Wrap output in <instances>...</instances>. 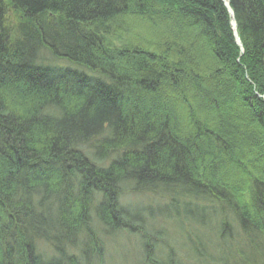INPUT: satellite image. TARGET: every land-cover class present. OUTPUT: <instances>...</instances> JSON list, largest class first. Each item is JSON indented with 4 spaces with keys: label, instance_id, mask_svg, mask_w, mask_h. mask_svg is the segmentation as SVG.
Instances as JSON below:
<instances>
[{
    "label": "trees",
    "instance_id": "obj_1",
    "mask_svg": "<svg viewBox=\"0 0 264 264\" xmlns=\"http://www.w3.org/2000/svg\"><path fill=\"white\" fill-rule=\"evenodd\" d=\"M228 4L241 54L224 0H0V264H93L90 207L126 225L124 177L229 214L220 228L262 235L243 264H264V0ZM157 10L187 44L153 22L154 44L122 46L125 19Z\"/></svg>",
    "mask_w": 264,
    "mask_h": 264
},
{
    "label": "rangeland",
    "instance_id": "obj_2",
    "mask_svg": "<svg viewBox=\"0 0 264 264\" xmlns=\"http://www.w3.org/2000/svg\"><path fill=\"white\" fill-rule=\"evenodd\" d=\"M224 2L230 15L233 16L228 0H224ZM160 8L164 10L168 7L165 3H160L157 9ZM166 14L170 15L169 13ZM9 15L11 20L8 19V22L12 21L11 23L14 24L15 20L13 18H15V15L12 12ZM149 15L147 16H149L151 24H142L140 19H137L138 23H136V19L132 17L125 19L124 25L126 26H119L117 33L120 37H124L121 43L122 46L128 47V45H131L135 47L154 44L159 40L157 35L162 33V30L160 31L153 22H160V25L162 23H164L163 25H170V28L166 29V31L168 33L174 30L177 31L176 33L181 38V41H184L180 43L182 45L181 48L185 46V43L187 44L185 42V33L175 29L172 17H166V19L161 20L158 10L154 14ZM139 23L140 27L136 26ZM176 25L178 24L176 23ZM196 38L198 42L202 43L201 47L205 51L210 50L209 42L206 43L198 34L191 35V39ZM47 52L44 49V51L40 50L37 53L39 58L47 59L50 56L46 54ZM184 55L185 58H180L178 61H186L187 64H190V57L187 58L186 54ZM60 61V63L65 64V59L61 58ZM165 62L160 60L159 65L163 66ZM169 69L175 71L172 66H169ZM193 70H196V68ZM183 81L182 79L179 80L178 90L173 88L170 92L167 90L162 95V98L177 97L178 94L182 93ZM262 97L264 98V95ZM196 115L197 118H200L199 114ZM127 181L125 177L121 181L125 195L123 199L120 198L121 206L125 210L124 212H126L125 215L128 219L126 225L123 224L121 228L114 227L112 230L104 228L96 230L98 224L103 222V217L98 215L99 220L96 222L95 212H93V207H90V217L91 221L93 220V225L90 224L89 234L96 240L97 246L94 247L97 250H101L100 253L102 252V255L98 256L92 254L94 257L93 264H153L151 263L152 260L159 261L160 259H164L163 261L165 262L161 261L159 264H243V257L240 258L233 245L234 241L239 242L241 246L246 245L242 242L243 230L236 223L233 224V227L220 228L221 218H228L229 214L224 213L222 215L218 211L215 213L213 206L204 200H188L180 197L179 200L175 201L176 203H170V194H164L160 191L155 194L149 191L135 190L132 187L125 188L132 186ZM216 209L218 210V208ZM149 218L153 219L152 222L146 220ZM86 227L87 224L82 227L84 233H86ZM220 230L223 231L221 232ZM226 232L230 233L227 234ZM249 233H253L252 229L249 230ZM104 235L106 236L103 237ZM220 238H224V240ZM2 239L0 240L1 243L4 242ZM78 239H80V243L83 241L82 237H78L76 242ZM39 249L47 250L46 252L54 251L48 244L39 245ZM69 249V252L73 251L75 253V251H78L77 246L75 249L69 246ZM245 251L243 252L249 253L248 248Z\"/></svg>",
    "mask_w": 264,
    "mask_h": 264
},
{
    "label": "bare ground",
    "instance_id": "obj_3",
    "mask_svg": "<svg viewBox=\"0 0 264 264\" xmlns=\"http://www.w3.org/2000/svg\"><path fill=\"white\" fill-rule=\"evenodd\" d=\"M14 14V13H13ZM231 16V21H230V24H231V29H232V31H233V34L235 35V33H237V28L236 27H234L233 26V21L235 22V19H234V17L232 16V15H230ZM115 20L113 21H109L107 24L108 25H114L115 24ZM236 23V22H235ZM237 35H238V33H237ZM236 36V35H235ZM234 41H235V44L238 46V48H239V51H240V54L241 53H243V51H244V48H243V45H242V42H241V40H240V38H239V36H238V39L235 37V39H234ZM49 54H50V52H48ZM48 55V54H47ZM43 59V58H42ZM64 68V67H63ZM58 76H61L59 73H58ZM33 80H36V79H33ZM28 82V81H27ZM39 92V91H38ZM203 105H205V106H207V107H209L208 106V104H205V103H202ZM84 177H86V181L84 182V183H82V184H87L88 182H89V177L87 176V174H86V171L84 172V175H83ZM91 181H95V180H91ZM156 194V193H155ZM125 195V193H122V194H120V198H122L123 199V196ZM190 199V198H189ZM196 199V198H195ZM191 200V199H190ZM96 210H98V208H96ZM94 216V215H93ZM93 216H92V219H93ZM145 218H146V216H145ZM90 220L88 221L89 223V225L90 224H92V221H91V218H89ZM95 219H96V222L99 220V216H98V214H96L95 215ZM116 219H118V218H116ZM116 219H110V220H108L106 223H104V222H100L99 224H98V226L96 227V230H98V229H102V228H104V229H113L114 228V224H112V223H115V220ZM144 220V219H143ZM146 220H148V222L149 221H151L152 222V220L153 219H146ZM91 222V223H90ZM112 222V223H111ZM93 225V224H92ZM145 229V228H144ZM106 235H104L103 237H105ZM262 235H256V236H254V235H252V236H250V237H248L245 241H242V242H244L246 245H243V246H241L240 245V243L239 242H236V241H234V243H233V245H234V248H235V251H237V252H240V254L242 255V254H245L244 252H246L245 251V249L246 248H248V252H250L251 251V246L253 245V244H255V245H257L256 243L257 242H255V243H253L254 241H252L253 240V238H256V239H260V237H261ZM261 243H263V242H261ZM90 253H92L93 252V250H92V248L91 247H88V248H86ZM244 251V252H243ZM43 252H45V251H43ZM43 255V254H42ZM248 255H249V253H248ZM44 256V255H43ZM240 258H241V256H240Z\"/></svg>",
    "mask_w": 264,
    "mask_h": 264
},
{
    "label": "water",
    "instance_id": "obj_4",
    "mask_svg": "<svg viewBox=\"0 0 264 264\" xmlns=\"http://www.w3.org/2000/svg\"><path fill=\"white\" fill-rule=\"evenodd\" d=\"M233 26L234 27H236V25H235V22L233 21ZM235 35H236V38L238 39V35H237V33H235Z\"/></svg>",
    "mask_w": 264,
    "mask_h": 264
}]
</instances>
